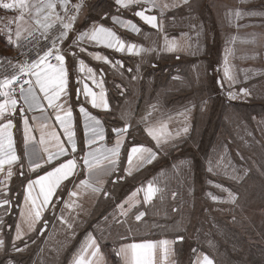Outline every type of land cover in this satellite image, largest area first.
<instances>
[{
  "label": "crops",
  "instance_id": "1",
  "mask_svg": "<svg viewBox=\"0 0 264 264\" xmlns=\"http://www.w3.org/2000/svg\"><path fill=\"white\" fill-rule=\"evenodd\" d=\"M74 1L67 0V4L65 5L67 16L73 15L69 14L68 8L74 4ZM99 1L100 3L102 2L104 10L98 13V17L91 19L90 14L86 15L88 5L85 3L77 14L74 30L69 32L68 37L63 42L58 41L63 54L66 56V68L69 74L67 95L62 98L60 103L64 105L65 110L69 108L72 110L71 130L74 133L77 151L74 154L71 153L63 129L55 120V113L51 109H47L45 113H41L40 110L29 111L24 106V112L21 113L20 107L23 105V101L19 99V85H15L17 91L13 93L18 101L15 112L10 111L4 116H0V124L7 123V119L9 118L13 122V127L10 131L12 133L13 149L18 157V160L11 166L4 165L3 170L0 171V203L4 200L10 202L7 205L0 206V230L11 232V242L15 243L20 240H26L28 236L37 230H51L56 221L67 226L71 223L69 220L74 218L75 224L81 223L86 225L82 229L85 232L76 247L78 249L77 252L67 260L66 264H74V258L81 254L83 248L88 246L90 239L95 240L99 252L96 257L91 256L93 250L91 248L87 252H83V259L86 264H109L112 257L115 258L112 260L115 261V264H124L122 256L116 254L121 245L142 242L144 240L169 241V245L165 246L168 249V255L165 257L164 251L158 249L155 264H178L174 247L180 244L182 239H178L180 237L167 239L166 236L159 235V233L157 235H149L151 230H162L164 228L163 221L159 225L158 220L154 222L152 217L156 216L153 212L157 206L156 202L160 198L161 192L158 191V186L149 172L152 173L154 171L153 167L157 162L159 153H163L165 149L180 138L177 136L180 131L178 130L179 127L177 128L176 126L179 124L175 116L177 112L164 113L157 99L158 94L152 95L155 100L151 103L145 104L143 107L140 105L144 103H139L140 93L138 86L141 82V75L139 79H136V74L140 71V67L138 64L135 67V63L141 62V60H151L149 62L150 67L157 68L158 65L151 58L156 57L155 54H160V56L188 54L191 49H194V46L196 47L194 41L198 38H205L206 34L204 35L202 30L196 27V24H191L180 29L179 25L182 23V18L187 16V14H183L182 12L189 9L191 0H187V2H184V0H140L139 3L130 5L127 8L117 5L115 0ZM0 11L4 12V9L0 8ZM57 11L62 15L65 14L64 9L59 4H57ZM137 11H143L148 16H155L157 27L154 28L142 18L136 16L135 13ZM12 13L14 18L20 14L16 9H13ZM114 16L123 22L131 21L139 28V32L132 31L130 27L115 23L112 19ZM94 24L98 26L103 25L111 29L126 45L133 44L138 48L144 49V51L139 52V54L135 52L130 54L127 48L120 52L94 42L89 43L87 40L74 43L80 32L89 30ZM15 28L16 24L13 23V33L15 32ZM57 30L52 34H55ZM6 37L7 34H2L1 31L0 45L4 48L12 49V51H19L16 47L7 43ZM186 45L190 49H188V52L185 50ZM49 46L51 45L46 44L41 48V51ZM170 46H174L173 51H168ZM81 49H86V51H81ZM72 53H76V55L73 56ZM96 54L106 57L109 62H106L104 59H96ZM34 58H36V55ZM80 61H83V65H81ZM82 68L83 70H81ZM88 69H91L92 72L89 73ZM166 70L167 68L163 69L164 72ZM12 74L11 67L0 69V79L5 75L11 76ZM120 74L124 76L131 74L132 78L127 76L128 79L122 82L118 80ZM134 74L135 78H133ZM174 75L176 77L182 76L180 73H174L170 77L172 82L180 80L174 77ZM149 81L151 82L152 80ZM85 84L98 95L103 91L109 106L108 109L92 107L90 103L91 98L86 97L83 93ZM135 88L137 89L135 90ZM77 89L81 91L77 93ZM135 98H138V101L136 100L137 104L133 106L132 103ZM122 99L127 104L122 102L120 105L118 101ZM3 100L4 97L0 96V102H3ZM81 106L101 121V128L103 129L104 139L97 140L95 144L90 146L86 143L90 133L87 135L85 133L86 118L79 111ZM145 107L148 108L140 111L141 108ZM42 115H47L48 119H34V117L38 118ZM25 118H27V126L31 130L29 136L34 137V139L30 138L27 144L25 143L24 131ZM125 124L128 125V131L122 134L123 143L119 157L115 158L118 159L115 169L110 175L98 173L89 179L86 170L82 167L83 161L81 158L86 152L94 148L113 147L117 140L113 129L123 128ZM165 124L167 126L166 133H170L172 138L157 148L156 142L147 134L145 129L153 128L154 130L161 131ZM44 125L46 127H43ZM53 133L59 137V141L52 138ZM42 135L45 140L44 145L39 143ZM93 139L95 138L93 137ZM58 142H63L64 146L69 148L70 154L67 157H58L57 159L63 162L65 158H76L78 168L73 177L62 183V186L57 190L56 195L51 201V206L44 209L41 220L37 221L35 226L30 230L28 224L24 223L21 217V211L26 207L25 189L29 180L36 179L37 175H43L45 171L50 170V167L47 164H43L42 159L36 160V163L42 164V168L33 171L30 167V157L25 153L32 151L34 148L41 157L46 158L43 147L46 146L49 151L55 152L57 151ZM140 145L152 148L156 152V157L151 163H140L134 157L130 167L128 152L133 146ZM53 164H55V161ZM128 168L131 171L130 175L125 171ZM9 171L12 172L10 177L8 176ZM81 180H88L90 184L99 188L100 191L93 192L91 188L86 186L77 188L76 185ZM150 183L157 191L150 201L145 202L144 191ZM70 192H76L77 195L70 197ZM104 193L108 195L105 196ZM134 193L135 196H133ZM66 203L72 205V207H66ZM129 204L133 206L129 207ZM140 212H143L144 216L141 217V220L137 221L135 217ZM61 217H63L66 223L62 222ZM40 223L41 227L39 226ZM18 224L22 233L19 239L16 238ZM67 229L76 230L73 224ZM22 248L19 247L17 249ZM194 254L198 258L195 261L196 256L194 257L193 264H203V257H208L204 253L199 256L196 252ZM199 259L201 262H198ZM209 259L211 260V258Z\"/></svg>",
  "mask_w": 264,
  "mask_h": 264
},
{
  "label": "rangeland",
  "instance_id": "2",
  "mask_svg": "<svg viewBox=\"0 0 264 264\" xmlns=\"http://www.w3.org/2000/svg\"><path fill=\"white\" fill-rule=\"evenodd\" d=\"M4 2H7V0H4ZM78 3H81V0H75L74 4L68 8L69 14H75L74 6ZM85 3L88 5L86 15L90 14L91 19L98 17V13L104 10L102 2L100 3L99 0H82L81 8H83ZM12 10L4 9V12L0 11V33L2 31V34H7L9 27L13 30V23H10L14 18ZM188 10H183L184 12H182L187 14V16L182 18V23L179 25L180 29L196 24V27H199L202 33L206 34V37L196 39L194 41L196 47L194 46L191 51L186 45L185 50L189 51L188 54L173 56L174 60H182L185 57L190 59L189 67L185 73L190 87L184 86L182 83L186 80V78L182 80L184 75L181 77L174 75L180 80L171 81L169 77L179 71L176 69L168 77V85L171 84L168 93L172 95L174 93L173 89L178 90L180 87H184L185 90L182 89V92L180 90L178 94L187 93L189 95L188 99L169 102L166 97L167 93L164 96L159 93L157 96L159 105L163 108L164 113L180 112L178 115L175 113L176 120L179 123V126H176L180 130L177 136L178 138L180 137L179 139L185 138L183 144L179 147L180 149L178 148L174 154H167V160H170V164L162 165L158 172L152 174L158 186V191L161 192L158 201L159 206H156L154 211L158 213V216L164 214L167 217L168 205L174 212L178 209L176 211H179L176 216L178 221L176 226H185L187 221L190 220V234L193 228L197 227L200 221L204 219V213H199V210L203 206H209V202L204 196L205 194H210L212 202L220 203L219 199L223 200L220 204L213 203V211L218 212L217 214H221V216L229 214L233 219L236 218L228 226L240 228L242 235H245V228H249L253 232V236L250 237L249 241L261 245L264 244V208L254 205L255 203L252 200L257 202V197L246 193V189L255 185L254 181L256 179L249 182L247 187L244 186L242 189L243 193L241 190L237 198L229 189L225 190L217 184L218 190H223L228 194L227 197H219V193H212V188L209 187V184L216 182L217 173L225 171L224 168L230 159V157L229 159L225 157L226 154L234 153V149L226 148L225 143L233 148L236 145V141L249 142V146L252 149L247 154V157L254 165H256V159H252V151L256 146L260 147V149L262 148L261 152L264 155V145H256L261 140L260 136L264 135V121L261 120V117L258 118V110L260 108L255 107V109H252L251 107L248 109L242 107L243 104H248L250 101L255 105L261 106L262 104L264 106V81L262 82L264 80V0H191ZM16 11L18 12V10ZM57 29L59 30V26H57ZM58 30L52 35H57ZM49 44L50 42L47 45ZM45 45L42 43L41 48ZM210 47L218 48L219 53L217 55L210 54ZM18 53L19 51H12V49L4 48L0 45V58H8L13 63H16L18 60L23 59ZM155 56L154 58L151 57L153 61L154 59L162 58L160 54H155ZM207 56H209L211 66L208 65ZM34 57L35 50H33L29 58L32 59ZM143 61L151 62V60H141V62L135 63V67H137V64L141 67L142 63H144ZM0 62L4 65L0 69L10 68L6 59ZM225 71L228 72V76L231 79L225 76ZM141 73L140 70L136 74V79H139ZM118 78L124 81L128 79L123 74H120ZM129 78H132L131 74ZM133 78H135V74ZM152 79L150 77L148 80ZM181 84L182 86H180ZM241 89H245L247 95L242 93ZM229 92L235 93L236 97H229ZM136 100L138 101V98L133 99V106L137 104ZM153 100H155L153 96L145 97L143 98L144 103L140 105L143 107ZM147 108H141L140 111H144ZM260 120L263 127L257 128V123ZM185 128L187 129L186 132L184 131ZM172 144L174 145L175 142ZM212 150L218 151L216 155L219 157L215 163L217 169L211 165L210 151ZM167 151L168 149L164 150V153ZM256 168L259 169L261 166ZM211 194L213 196L216 195L217 198ZM192 197L195 200L193 204ZM189 211L193 212L192 217L187 214ZM73 220L74 218L69 220V222L73 224L76 230L67 229L70 228L69 225L72 226L71 223L65 226L56 221L51 230H37L26 238V240L30 238L35 242L42 238V243L45 245L39 253V259L41 260L34 264H53V260L59 255L57 251L65 245L69 250L68 259L77 252V248L73 250V244L79 239L80 235L76 234L79 230L82 231L86 225L75 224ZM212 221L213 226H216L215 221L213 219ZM39 226H42L41 223ZM200 228L202 227L200 226ZM154 233L150 232L149 235L158 234ZM74 235H76V239L73 240ZM178 237L180 236H176V238ZM171 238L174 237H167V239ZM0 242V256H3V259L8 253H13V251L17 250L15 245L18 242H11V232L0 230ZM193 247L194 245L191 242H186L183 247H181V244L174 247L175 257L181 258L180 264H186L183 258L188 260L187 264H193L196 256L195 252L198 253V256L202 253L206 254L204 251ZM181 248L186 250L183 255ZM52 251L55 252L54 255H51ZM213 253L215 254L214 251ZM262 254L264 256V253ZM206 255L211 258L212 264H216L215 259L209 253ZM244 255L246 264L259 263V261H252L247 253ZM197 258L196 256L195 261ZM10 261V259L7 260L5 258L3 264H7ZM262 261L264 262V260ZM198 262H201V260L199 259Z\"/></svg>",
  "mask_w": 264,
  "mask_h": 264
},
{
  "label": "snow or ice",
  "instance_id": "3",
  "mask_svg": "<svg viewBox=\"0 0 264 264\" xmlns=\"http://www.w3.org/2000/svg\"><path fill=\"white\" fill-rule=\"evenodd\" d=\"M140 0H115V3L121 7L127 8L130 5L139 3ZM187 2V0H184ZM57 4L64 9L65 15H61L57 11ZM67 0H0V8L5 10L16 9L19 11V15L14 18L10 23H15V32L11 27L7 29V43L19 50V55L23 57L22 60H18L13 63L11 59L0 58V61L7 60L9 67H11L13 74L11 76L5 75L0 79V96L4 97L3 102H0V116H4L6 113L15 112L17 108V99L13 95L17 91L15 85H19V99L23 101V105L20 107L21 113L24 112V106L29 111L40 110L41 113H45L47 109H51L55 113V120L59 123L60 127L67 139V144L70 146L71 153L77 151V145L74 140V133L71 130L72 110L69 108L65 110V107L60 101L67 95L68 88V70L66 68V56L63 54V50L60 47L59 42H63L68 37L69 32L74 30V22L77 19V14L82 7L81 3L74 6L75 14L67 16V8L65 5ZM167 7V5H166ZM136 16L142 18L146 23L157 27L156 17L145 15L143 11H137ZM67 16V19L65 18ZM115 23L122 26L130 27L132 31L139 32V28L136 27L131 21L123 22L118 17H112ZM59 31L57 35H52L54 31ZM87 40L89 43H96L103 45L109 49H115L116 51H127L131 54L135 52L144 51L142 48H138L133 44H125L114 31L103 25H93L89 30L80 32L74 43ZM45 50L41 51V44H48ZM35 50V59H30V55ZM174 46H170L168 51H173ZM86 51V49H81ZM73 56L76 53H72ZM96 59H104L96 54ZM54 61V62H53ZM83 65V61H80ZM3 63L0 62V67H3ZM83 70V68L81 69ZM89 73L92 72L88 69ZM225 76H228V72L225 71ZM27 77V78H26ZM81 90L77 89V93ZM247 95L245 89L240 90ZM83 93L86 97H90V103L93 108L108 109V103L103 91L99 95L93 92L87 84L84 85ZM229 97L235 98L236 94L233 92L228 93ZM46 102V103H45ZM79 111L84 114L86 118L85 133L88 136L86 143L92 145L97 140H103V129L101 128V121L95 116L87 112V110L81 106ZM62 113V114H61ZM34 119L47 120V115L41 117H34ZM25 124V143L28 140L34 139L30 137V129L27 126L28 120L24 119ZM13 127V122L9 118L7 123L0 124V171L3 170L4 165L11 166L18 160V157L13 149V139L10 129ZM43 127H46L44 125ZM166 124L163 130L157 131L153 128H146L147 134L156 142L157 148L161 147L163 143H167L172 137L170 133H166ZM128 131V125L125 124L123 128L113 129V132L117 136V140L113 147L94 148L84 154L81 158L83 161L82 167L86 170L89 179L96 174L110 175L115 169L120 155L121 145L123 143L122 134ZM186 132L187 129L185 128ZM93 137L95 139H93ZM52 138L59 141V137L53 133ZM41 145L45 144L43 135L39 141ZM43 152L46 153V158L41 157L40 154L33 148L32 151L25 154L30 157V167L33 171L35 169L42 168V164L36 163V160H43V164H47L50 170L45 171L43 175H37L36 179L29 180L25 189V209L21 211V217L24 223H27L31 230L37 221L41 220L42 213L45 208L51 206V201L56 195L57 190L62 186V183L69 178L73 177L78 168V161L76 158H65L63 162H60L58 157H67L69 148L64 146L63 142H58L57 151L51 152L45 146ZM140 163H151L156 157V152L152 148L140 146H133L128 152V163L131 167L133 159ZM55 161V164L53 162ZM130 175V168L125 169ZM12 172H8L10 177ZM86 186L91 188L93 192H99L100 189L89 183L88 180H81L77 188ZM38 189V193H37ZM140 191V190H138ZM157 190L150 183L147 189L144 191V201H150ZM34 193H36L34 195ZM76 192H70L69 196H76ZM107 196V193H104ZM231 195V194H230ZM135 196V193L133 194ZM215 199V198H214ZM10 202L8 200L2 201L0 206L7 205ZM129 204V207H132ZM66 207H72V205L66 203ZM126 214V212H125ZM144 216L143 212L136 215L137 221L141 220ZM62 222H65L61 217ZM71 227V225H69ZM20 225H17V239L21 238ZM182 239V238H178ZM169 241H151L144 240L142 242H132L121 245V248L116 253L118 256H122L124 264H155V257L158 249L164 251L165 257L168 255V249L165 247L169 245ZM93 249L91 252L92 257H96L99 248L96 245L94 239H90L88 246L82 249L81 254L74 258V264H86L83 259V252H87L88 249ZM20 251V249H17ZM203 264H212V261L207 257H203Z\"/></svg>",
  "mask_w": 264,
  "mask_h": 264
},
{
  "label": "trees",
  "instance_id": "4",
  "mask_svg": "<svg viewBox=\"0 0 264 264\" xmlns=\"http://www.w3.org/2000/svg\"><path fill=\"white\" fill-rule=\"evenodd\" d=\"M209 50H211L210 54L213 53V55H217L219 53V49L215 47H210ZM208 57L209 56H207L206 60L208 62V65L211 66V61ZM154 61H155L154 63L158 65L157 68L150 67L149 62H146V61L142 63V66L140 67V70L142 73L140 74L141 82L138 86V91L140 93L139 103L143 102V98L152 96V95L155 96V94H159V93L162 94V96H164V94L167 93L166 97L169 100V102H173L172 100L177 101L179 99H183L184 101L188 99L189 95L187 93L185 94L182 93L180 95L178 94L180 90L181 92H182V89L185 90L184 87L183 88L180 87V89L178 90L177 89L175 90L172 88L174 93L172 95H169L168 90H170L169 87H171V84L168 85V82H169L168 77L174 71H176V69H178L179 71L177 73L182 74V76L184 75V77H182V80L186 78V80L182 82L184 86L190 87L189 82L187 80V76L185 77V73L189 67L188 65L190 64V59L185 57V58H182V60H174L173 56H162L161 59H154ZM164 68H167L166 72L163 71ZM129 75L130 74H127L128 77ZM150 77H152L155 80L152 79V81L150 82L148 80L150 79ZM118 80L124 82V80H121L120 78H118ZM263 81L264 80H262V82ZM180 86H182V84ZM118 102L121 105V103L123 102V99ZM124 104H127V102L124 101ZM242 107H246L248 109L251 107L252 109H255V107H258V109L260 108V110H258L259 111L258 118L261 117L262 118L261 120L264 121V106L262 104L261 106L255 105L254 103L250 101L248 104H243ZM261 120L260 122L257 123L258 124L257 128L263 127ZM253 128L255 127L253 126ZM258 132L259 134H261L260 131ZM262 137L264 138V135L260 136L261 140H259L257 142L259 144L256 143V145L258 146L264 145V140ZM184 138L185 137L175 141L174 145L173 144L170 145L167 148L168 149L167 152L159 153L157 162L153 167L154 171L152 173L149 172L151 176L152 174L158 172L159 171L158 169L162 167V165L166 163L170 164L169 163L170 160H167L168 155L174 154L177 151V149L181 147V145L183 144ZM235 143L236 145H234L233 148L229 147L228 144L225 143V147L234 149V153L226 154L225 157L227 159H229L230 157V159L228 160L227 165L224 168L225 171L217 173L218 177H217L216 182H211L209 184V187L212 188V193L213 192L214 194L219 193L218 194L219 197H224V196L227 197L228 195L227 192L223 190H218L217 188V184H218L222 186L225 190L229 189L232 193L236 195V198H237V196L240 195L243 187L244 186L247 187L249 182H252L254 181V179H256V181H254L255 185L249 189H246V193L252 194L254 197H257V202H255V200H252L253 203H255L254 205H258L264 208V155L261 152L262 148L260 149V147L256 146V148L253 149L252 151V159H256V165H254L251 162V160H249V158L247 157V154L252 149L249 146V142L236 141ZM210 152H211L210 153L211 165L217 169L215 163H216V159L219 157L216 155V152L218 151L212 150ZM257 166L258 167L261 166V168L258 169L256 168ZM242 193H243V190H242ZM204 197L209 202L208 203L209 206L208 207L203 206L200 208L199 213L201 214L204 213L205 215L204 219L200 221L197 227L193 228L190 234H189V231L191 230L190 220L187 221L185 226H181V225L176 226V223L178 222L176 216L178 215L179 211L176 212L178 210L176 209V211L174 212L172 208L170 207V205H168V216L167 217H165L164 214L157 216V213L155 211L153 212V214L156 215V216H152L154 219V222H157L158 220V223L160 225L163 221L164 228L162 230L154 229V230H151L150 232H155V233L160 232L159 235L162 234L166 237L180 236L182 237V241L180 243L181 247L186 245V242L188 243L191 242L192 245H194L193 248L202 250L206 254L209 253L213 257V259H215L216 264H222V263L223 264H246L244 262L245 253L248 254V256L252 259V261L254 262L259 261V263L257 264H264V262L262 261L264 260V256L262 254L264 253V244H261V245L254 244L253 242L249 241L250 237L253 236V232L249 230V228H245L246 229L244 231L245 235H242L241 234L242 230L240 228L238 229L234 226L232 227L228 226L232 224V220L236 218L233 219L232 216L229 214H224L223 216H221V214L220 215L217 214L218 212L213 211V203L220 204L223 200L219 199L220 203H216L210 200L211 198L210 194H205ZM213 197L217 198L216 195ZM158 201L156 202L157 206H159ZM194 201H195L194 197H192V204ZM187 214L192 217L193 212L189 211V213ZM212 219L217 224L216 226H213ZM200 226L202 228H200ZM84 232L85 230H82V231L79 230L78 233L76 234L78 236L80 235V237L78 240L74 242L73 250L76 249ZM76 235H74V237L72 238L73 240L76 239ZM44 246L45 245L44 243H42V238L40 240H37L36 242L30 238L24 241H20L15 245V247L17 248L23 247V248L20 249V251H13V253H8L7 256L4 257V259H3V256L2 257L0 256L1 257L0 264H3L5 258L7 260L8 259L11 260L9 263L7 262V264H34L35 262H39L41 260L39 259L40 257L39 253L43 249ZM243 248L245 249L242 250ZM68 251L69 250L66 245L60 248V250L57 251L59 252V255L55 257V259L53 260V264H66L68 260V253H69ZM181 251H182V255L186 253V250H182V248H181ZM213 251L215 252V254L213 253ZM54 253L55 252L52 251L51 255H54ZM114 259L115 258L112 257L109 264H115V261H112ZM183 261L186 264L188 263L187 259L183 258ZM177 262L178 264H180L181 258L180 259L177 258ZM252 264L254 263L252 262Z\"/></svg>",
  "mask_w": 264,
  "mask_h": 264
},
{
  "label": "built area",
  "instance_id": "5",
  "mask_svg": "<svg viewBox=\"0 0 264 264\" xmlns=\"http://www.w3.org/2000/svg\"><path fill=\"white\" fill-rule=\"evenodd\" d=\"M54 62V61H53Z\"/></svg>",
  "mask_w": 264,
  "mask_h": 264
}]
</instances>
